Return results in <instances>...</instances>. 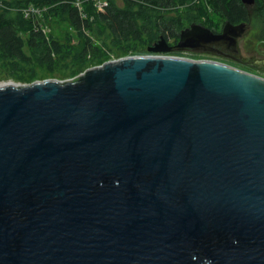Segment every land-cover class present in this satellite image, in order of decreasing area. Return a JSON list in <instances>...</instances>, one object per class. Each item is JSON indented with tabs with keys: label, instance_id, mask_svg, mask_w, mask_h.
<instances>
[{
	"label": "water",
	"instance_id": "water-1",
	"mask_svg": "<svg viewBox=\"0 0 264 264\" xmlns=\"http://www.w3.org/2000/svg\"><path fill=\"white\" fill-rule=\"evenodd\" d=\"M0 264H264V78L153 54L0 85Z\"/></svg>",
	"mask_w": 264,
	"mask_h": 264
},
{
	"label": "trees",
	"instance_id": "trees-1",
	"mask_svg": "<svg viewBox=\"0 0 264 264\" xmlns=\"http://www.w3.org/2000/svg\"><path fill=\"white\" fill-rule=\"evenodd\" d=\"M255 2L260 8L264 36V0ZM97 3L96 0H0V71L5 79L32 83L42 80L39 70L61 76L68 72L72 78L89 67L101 65L113 51L129 56L153 46L160 38L176 44L180 32L192 23L217 32L225 22L238 25L250 18L249 8L241 0H98ZM54 15L66 19L78 38L77 45L72 44V36L61 42L46 31V23Z\"/></svg>",
	"mask_w": 264,
	"mask_h": 264
},
{
	"label": "rangeland",
	"instance_id": "rangeland-1",
	"mask_svg": "<svg viewBox=\"0 0 264 264\" xmlns=\"http://www.w3.org/2000/svg\"><path fill=\"white\" fill-rule=\"evenodd\" d=\"M98 0H96V3ZM103 2V1H102ZM102 2L97 3L98 7L102 4ZM249 8V21L245 25V29L243 33L236 38V50H237V58H239L240 61L227 57L225 55H216L212 54L207 51H193L190 49H184V50H177L176 44H168L170 47H172V51L170 53H150L148 52V47H144V50L141 52H137L134 54H129V56H139V55H161V56H170V57H179V58H185V59H192V60H208L213 61L221 64H225L237 69H240L242 71L254 74L256 76H260L264 78V70L262 66H260L259 62L264 60V36H263V26H262V16L260 13V8L256 6V2L254 0V4H248L246 5ZM42 16V15H41ZM40 16V18H41ZM43 20V19H41ZM46 31L52 32L61 42L66 41V37L72 36V44L77 45L78 44V38L76 37L74 31L71 29L69 23L66 21V19L59 17V16H51L49 20L46 23ZM223 27V25H222ZM221 27V29H222ZM220 29V30H221ZM220 30L217 32L219 33ZM96 42H100L96 40ZM178 42V41H177ZM232 54V53H230ZM236 55V54H233ZM123 56L122 54L116 53L113 51L110 53V56L105 60L106 61H112L116 60ZM91 68V67H89ZM83 71L77 73L75 76L79 75ZM39 78H42V80H70L71 75L65 74L64 76L61 75H49L46 74L45 71H38ZM74 76V77H75ZM65 77V78H64ZM73 78V77H72ZM42 80H35V81H42ZM9 81L18 83V84H30V83H22L17 81H12L11 79H5V76L0 71V84L3 83H9Z\"/></svg>",
	"mask_w": 264,
	"mask_h": 264
},
{
	"label": "flooded vegetation",
	"instance_id": "flooded-vegetation-1",
	"mask_svg": "<svg viewBox=\"0 0 264 264\" xmlns=\"http://www.w3.org/2000/svg\"><path fill=\"white\" fill-rule=\"evenodd\" d=\"M222 54L227 56V57L229 56V57L237 60L238 62L240 61L239 58H237V51H236V55H233V54H230V53H227V52H223ZM240 63H242V61H240ZM259 63H260L259 65L262 66V68L264 70V60L260 61Z\"/></svg>",
	"mask_w": 264,
	"mask_h": 264
},
{
	"label": "bare ground",
	"instance_id": "bare-ground-1",
	"mask_svg": "<svg viewBox=\"0 0 264 264\" xmlns=\"http://www.w3.org/2000/svg\"><path fill=\"white\" fill-rule=\"evenodd\" d=\"M165 56V55H164ZM3 84H7V83H3ZM0 85H2V84H0Z\"/></svg>",
	"mask_w": 264,
	"mask_h": 264
}]
</instances>
